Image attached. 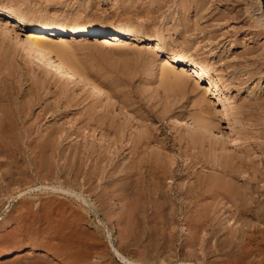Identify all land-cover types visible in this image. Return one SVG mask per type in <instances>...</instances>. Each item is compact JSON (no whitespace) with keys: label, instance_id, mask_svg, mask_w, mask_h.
<instances>
[{"label":"rangeland","instance_id":"rangeland-1","mask_svg":"<svg viewBox=\"0 0 264 264\" xmlns=\"http://www.w3.org/2000/svg\"><path fill=\"white\" fill-rule=\"evenodd\" d=\"M202 3L206 6H203ZM197 5H200L199 7L201 8H199ZM201 5L205 9H203ZM0 7L9 11H15L14 13L16 15L24 18L25 20L27 19L29 23L45 21L49 24L55 25H75L81 23L89 26H98L102 29L113 28L132 30L134 28L133 30H138L140 34L148 37V39L151 41L157 40L158 37L161 36L163 44H165L163 45L165 52L159 53L160 56L157 57L156 51L150 49L151 44L148 43H133L134 45L128 43L131 46L126 43L125 45L122 44V47L117 45L118 47L112 46V48L107 47L101 50L99 46H95L98 43L96 42L98 40H78L77 42L80 41L81 43L86 44L81 45V47L87 50L83 51L82 49V52L79 51V54L81 53L82 56L79 54L78 56L82 58L85 63L88 62L90 64L89 66V64L86 63L89 67L88 71L93 74L94 77L96 76L95 78H97L100 83L108 87L106 89H108V92H110L112 95L108 96L107 94L101 98L88 92V90H82L81 88L83 87L87 86L88 88V85L86 84L84 86L82 84L79 85V83H76L75 81H71V83L77 84L78 87L74 85H68L64 87L62 85L59 86L58 83L62 82H59L60 79L57 77L52 78L47 75L44 69L37 66L36 63L31 59H24V61L23 58L19 56L18 53H16L18 51L17 48L15 49L16 45L12 42V39L9 41L10 38L7 37V39L4 37V35H0V41H4V45L8 46L10 44V47H6L7 51L9 48V51L5 52L7 55L2 52L4 47H0V56L2 55L0 57V91H2L0 94H4L3 96L1 95L3 98L0 97L2 99H0V102L2 101V103H0V108L3 110V106L7 107L6 105L8 103L6 104V102L10 100L9 104L11 102V106L8 104L10 109L7 107V109L4 108V110H8L9 112L11 111L8 113L10 114V117H12V119L16 122L18 133L23 134V137L22 135L20 136L21 140H18L20 145L17 144L20 149L22 148V154L20 151L18 153V150H13L12 153L14 154L10 152V156H0L1 161H8V163H11L10 167L13 168L14 165L13 169L10 167L7 168L10 169L9 173H7L8 171L5 169L6 172L4 171V174L6 173V175L2 174L3 172L0 173V175H2L0 177V254H3L2 252L7 251L8 249L18 247L23 248V251L9 254L7 256H0V264H128L121 259L116 251L122 253V255L126 256L130 260L145 264H151L150 262H152V264H160L161 262V264H210L211 262V264H264V223L261 222V225L260 222H257L255 219L251 220V217H249V219H247L251 222H248L250 224H247V227L244 225V228L242 225L244 223L242 221H245L244 219L241 221L238 220L237 222V220L230 218L231 216L229 217V214H234V210H236V205H233V203L230 202L229 197L228 199L224 196L219 198L216 196V194L214 195V193L208 189V187H211L215 183H220L222 180H229L231 183L238 181V189L240 188L239 184L243 185L242 183H244V181L245 183L247 182L246 179L251 177L250 173H252L251 169H245L249 168L248 166L244 168L241 167L243 170H246L245 172L241 170L242 173H244L240 174L239 179L241 181L237 179L232 182L228 178H223L224 175L220 170L221 166L219 164L222 161L229 160L231 163L233 161L236 163L237 160H240V157L239 159L237 158V156H241L237 155L239 153L243 152L244 154L245 152L246 154V152H249L246 155L242 154V157L245 156L246 158L248 155L247 161L248 158H251L253 161L257 162L255 163V165L257 164V168L261 167V165L263 166L264 159L262 158L264 157L260 159L259 157L261 156H259V154H264V0H0ZM197 10L200 12H205L207 10L206 12L208 14L206 12L200 13ZM196 12L197 14L199 13V16L196 14ZM220 17L222 18L221 20L219 19ZM257 17H259V19ZM255 18L258 19L257 21L261 20V22L258 23ZM78 21H80V23H78ZM254 22L257 23L255 24ZM187 27L188 29H186ZM221 36L226 37L221 41ZM75 42L76 41L69 43L70 47L73 46L72 49H75L74 45L77 43ZM80 42L79 44L77 43V45H75L77 48H79L78 45L81 44ZM71 43L75 44L73 45ZM232 43H234L235 46H232ZM135 44L138 45L135 46ZM207 44L208 48H215L214 51L216 53L212 52V56L211 51L206 50V47L204 46ZM84 46H86V48ZM195 47L197 49L199 47L200 48L197 50ZM194 49L197 52L200 50L198 52L199 55L202 54L200 56L211 63V65H216H214L215 68L221 74V80L216 79L217 88L213 90V88L208 85V78L198 75L195 71H193L195 72L194 75H197L198 77L196 76V79H193L190 84L188 83L183 89L184 91L181 90L180 92L175 90V92H169V90L172 89L167 90V87L165 88V86H163L164 88L162 85L158 86L161 83L159 80V74L162 67L159 65L162 64V57L167 55V53H174L175 51L177 53H181L183 50ZM151 50L154 52H151ZM13 51H15L14 54L12 53ZM10 53L11 56H9ZM152 53L155 56L152 55ZM7 57L11 62L7 61ZM150 57H152V59ZM2 58L3 60H6L7 63L6 61H3ZM153 59L155 61L159 60L157 61L158 64H155L156 62H153ZM2 62H5L9 65L8 70L5 69L6 64L4 65ZM152 62L156 66L152 64ZM147 65L149 69L147 68ZM151 65L153 66L150 67ZM32 67H37V69L35 68V70H32L34 69ZM153 67L159 68L155 71V73L158 75L157 80L156 78L151 80V77H149L151 76V71H154ZM29 68H32L30 72L35 76H32L33 74L31 73H29V75L28 72H25V70ZM151 68L153 69L151 70ZM45 75L49 79H47ZM51 80L54 83H57L58 86L54 85ZM237 82L240 83L238 84ZM44 83H51L52 86H46ZM196 83H199L197 88L198 90L195 86L197 85ZM238 85H240V87ZM193 86H195V89ZM208 87L211 89L209 90ZM157 88L161 89L159 90ZM235 88H237V90L240 88L239 93ZM163 89L167 90V92ZM8 91L10 92L8 93ZM25 91L26 94H24ZM30 91H32V98L29 97L31 96L29 94ZM250 92L253 93L250 94ZM33 94H35V96L37 94L39 98L37 99V96L35 97ZM5 95H7L8 98H5ZM26 96L27 99H30V103L27 102L28 100H25ZM107 96L109 98H107ZM217 97L218 99H221L218 102L225 104L226 107L227 105L228 107L233 106L231 107V109L233 108L232 111L230 109V114L224 110L225 108L223 109L224 106L222 104L219 107L213 108V101L217 100ZM34 98L37 100V102H35L36 100ZM4 99H6V101L3 105ZM199 99L203 100L199 101ZM23 101H26L27 103H24ZM203 101L205 105L196 104L198 107L200 106L201 109L195 106V103H202ZM250 103L253 104L250 105ZM248 105L252 108H247L249 107ZM47 106H49V109ZM20 107L23 110L20 109ZM45 107L47 109H45ZM17 108H19L18 111H23L22 119L19 121L16 117V114L14 113L17 111ZM216 108L222 112L218 111V114L215 112ZM221 108L223 110H221ZM254 108L258 110H254ZM203 109H205V112L203 113L204 115L206 114L205 118H207V121L209 117V120L211 117L212 121L215 120L214 123L210 124L211 129L209 130L211 131L194 130V128L189 125L190 122L182 121V118L179 116L181 113L180 111H189L192 114L194 112L195 114H199L201 110L203 111ZM207 111L211 115L208 114ZM152 113L154 117H152ZM215 113H217L216 117ZM93 115L94 117L97 116V118L101 115L105 116L104 118L111 121L114 125H119V123L120 125H124L126 127L127 134L125 136L126 138L124 139V141H126L124 144L128 143V135L130 138L132 136L134 137V135L138 133L137 129L143 130L142 128L146 126L156 129V138L150 140L152 144L149 142L150 144L145 146V150H147V152L145 151L146 157H150L149 160L152 163L155 161V172L151 171L152 173L149 172V175L146 174L147 176L145 177V183L149 176V182H153V184H150L147 181L148 183L145 184L146 186L143 185L145 188H147L146 190L144 187H140L141 189L138 190L137 185L134 187L133 192L137 193V196H132L131 201L135 208L134 210L133 206L125 210L124 205L130 203V201L128 198L125 200L122 196V201H120V198L113 197L105 200V202L107 201L108 203H103L104 205L101 204V202L98 203L99 201L97 200V197L106 192L108 193V191L110 193V188L109 190L105 189L104 191L102 190V186L101 190L99 189V191L95 192L92 191L94 193L91 194L92 192L88 193L87 188H81L79 185V182H83L84 180L82 174H84V172L87 170L94 168L97 160V153H87V151L84 153V150L90 149L92 151L90 147L92 142L94 144H100L103 142V144H101L104 145V141L100 142V131H96L94 129V119H92V121L90 120V123H94L93 126L92 124L90 125L91 129L94 131L91 130L87 124V122H89V118L93 117ZM150 115L151 117H149ZM245 115H247L246 118L249 121L245 118ZM249 116L252 120H250ZM240 118L241 121H236V119ZM258 119L260 121H258ZM212 121L210 120V122ZM247 121L253 122L254 124L249 123L248 125ZM256 122L260 123L259 125L263 128L258 126V123ZM143 123L148 125L143 126ZM241 123L242 125H240ZM131 125L133 126L132 128L134 130H132ZM138 125L142 128L140 129ZM243 125H245V128ZM249 126H254L255 128H250ZM257 129H262L261 131L263 132L258 131ZM27 130L29 133L26 132ZM244 130L246 131L244 132ZM48 131H50L51 134H54V136L51 137V134H49ZM128 131L133 133L131 134ZM255 131H257V133H255ZM56 132L59 136L55 134ZM93 132H95L96 136ZM200 132H202V134H200ZM248 132L254 133L249 134ZM24 134L26 136L30 134V137H25ZM113 134H111V136L115 137ZM253 134H259L262 135V137L259 135L254 136ZM53 137L55 138L56 144H54L55 141L53 143ZM76 137L77 139H75ZM251 137H254L255 144L254 142H251L254 140L253 138L252 140H249L250 142L247 141V139H251ZM260 137L262 140H259ZM46 140L50 141L48 145L46 144ZM25 141H31L33 143L30 145L29 143L31 142L26 144ZM260 141H262V151L260 150ZM23 142L25 145H23ZM35 142L39 144L37 145ZM44 142H46L45 145ZM28 144L30 145L31 150L28 147ZM106 144L108 143L105 142V145ZM250 144H254L253 146L251 145L252 147H250L253 149H249L248 146H250ZM82 145L84 147L87 146L85 147L86 149ZM35 146L39 147H37L38 149H35L36 151H33L35 153H32L31 151L35 148ZM74 146L76 148L77 146L79 147V150L77 149V156L75 155L76 148ZM23 147L24 149L28 147L30 152L26 148L27 154H24L22 151L24 150ZM43 147H49L48 151H46L47 149L44 150ZM255 147H257L258 150ZM40 148L43 149V154L47 153L44 155L45 157L43 156L42 150ZM80 149H82L83 153L80 151ZM73 151H75L74 155L76 156H74V159H72L75 160L76 158V160L73 161L75 162L74 168H79V166H82V168L84 167V170L82 168L79 170L82 172L78 173L81 180L77 182L78 185L74 181L73 183L71 182V180H73V173L71 175L68 173V171H70L69 166L71 168V163H73L71 160V158H73ZM48 152L52 153V155H49V158L47 156L49 154ZM79 152H81V155L85 156H81L82 158L78 157L80 155ZM15 153L19 154V158L16 157L18 154L15 155ZM28 153L30 157H33L31 158L32 160L29 158ZM37 153L39 157L36 156ZM86 154H89L88 157ZM40 155L43 156V158L40 157ZM91 155L94 157L93 160L95 161L92 160ZM13 156L17 159L12 158ZM44 158L45 161L43 160ZM69 158L71 160L70 162L68 161ZM85 158H87V161L89 160V164ZM22 160L23 162H21ZM29 160L32 162L30 163ZM34 160L36 162L38 161V163L44 167L42 168ZM19 161L24 165V167L21 165L23 175L21 174V170H19L20 172L17 173L18 170H16L17 168L15 167V163L16 166L20 164ZM33 161L40 167H35ZM250 161L251 160L248 162ZM24 162L26 165L30 164L31 168L29 165L26 166ZM85 162L86 165L84 166ZM47 163L49 164L48 166ZM67 163L71 165H67ZM85 167L87 168L85 169ZM46 171L48 173H45ZM50 171H52V173ZM49 172L51 174H49ZM156 172L159 173V176ZM184 172L186 175H184ZM217 172L220 173L218 174ZM213 173L214 175L212 176L215 178L214 180L211 176ZM14 174H16V177ZM155 174L157 178L155 177ZM206 174L210 175L206 176ZM196 180L199 182H196ZM257 180L256 182L254 181V183H256L254 186H258L264 192L260 186L263 185L264 182L262 183L261 181ZM59 181H62V183H59ZM209 181L210 183H208ZM92 183L96 185L101 184V182L99 183L98 180H94ZM193 183L198 189L193 185ZM196 183H204L202 184L204 188H199ZM245 183L243 185L244 187L242 186L244 190L245 186H247ZM59 184L60 187L58 186ZM180 186L182 187L181 190ZM242 187L239 190L241 194L243 192ZM59 188H63L64 190H60ZM152 188L155 189V191ZM185 188H187V190L190 188L192 191H194L193 193L189 190L187 192ZM149 189H152L153 191ZM195 189L197 193L195 192ZM138 191L141 195L138 194ZM146 191H148V193ZM121 192L124 191L122 190L118 193L121 194ZM198 192L201 193L199 194ZM203 192H207L208 194L206 193L207 195H205ZM190 193L193 195H190ZM76 195H78L80 198ZM199 195H205V197L200 196L201 199L199 200ZM83 196L88 201V203H86L87 201H83ZM189 196L192 198L190 199L192 200L191 204ZM254 197L257 203L264 201L262 200L264 199V196L258 198V196L256 197L255 195ZM158 198L161 199V201ZM118 200L121 203L118 202ZM249 203H254V199L252 201L249 200ZM104 206L106 208H104ZM156 206H158V208ZM141 210L144 213L146 211L145 214L148 213V216L145 215L146 218L151 214L150 220H148L149 218H142L141 215L143 212ZM129 212L133 213L135 218L133 217L128 219L127 216ZM155 212L164 213L167 215V218L159 215V213L156 214ZM168 214L170 215L169 220ZM154 215L157 216L155 217L156 219L154 218ZM152 220L155 221L152 222ZM239 222L241 223L237 224ZM198 225H200V227L202 225L203 226L200 229ZM214 226H217L216 228L218 229L213 230L216 229ZM212 230L216 235H213ZM215 231L218 232L216 233ZM169 240L171 241V245L173 243L174 247L173 245L171 246L173 250L171 249L172 253L170 252L168 254L169 257L168 255L163 257V259L166 260L164 261L161 258L162 256L160 257L159 255L162 253L163 248H171L168 245L170 244ZM188 242L191 243V246L190 243L188 244ZM153 243H158V247ZM31 246H35V251L29 254L26 251ZM153 246H156L157 248ZM159 247L162 250L159 249ZM189 252L191 256H188ZM196 252L198 254H196Z\"/></svg>","mask_w":264,"mask_h":264},{"label":"bare ground","instance_id":"bare-ground-1","mask_svg":"<svg viewBox=\"0 0 264 264\" xmlns=\"http://www.w3.org/2000/svg\"><path fill=\"white\" fill-rule=\"evenodd\" d=\"M108 1V0H107ZM211 1V0H210ZM22 2V1H21ZM155 3V2H154ZM208 3V2H207ZM210 3V2H209ZM203 4V3H202ZM198 6V5H197ZM200 6V5H199ZM198 6V7H199ZM202 6V5H201ZM203 6H206L205 4H203ZM202 6V8L203 9H205L204 7ZM208 6V5H207ZM213 6V5H212ZM197 7V8H198ZM199 8H201V7H199ZM210 8V7H209ZM198 11V10H197ZM203 11V10H202ZM207 11V10H206ZM205 11V12H206ZM15 12V11H14ZM13 12V10L12 11H9V10H6V9H4V8H1L0 7V35H4V37H8V38H10V40L9 41H11V39H12V42L16 45H14L15 46V49L17 48V51L18 52H16V53H18V55L19 56H21L22 58H23V60L25 59H31L33 62H35L36 63V65L37 66H39V67H42L43 69H44V71L46 72V74L47 75H49L50 77H57L58 79H60L59 80V82L60 81H62L61 83H58L59 84V86H68V85H74V86H76V87H78L77 86V84H73V83H71V81H75L76 83H79V85L80 84H82V85H84L85 86V84L86 85H88V88H87V86L86 87H83V88H81L82 90H88V92H90V93H92V94H94L95 96H97V97H101V98H103L105 95H107L108 94V96H112L111 94H110V92H108L109 90L108 89H106V88H108V87H106L104 84H102V83H100L98 80H97V78H95L94 77V75L93 74H91L88 70H89V67H88V65L86 64V63H88V62H84L83 61V59L82 58H80L79 56H78V54H79V51H81L82 49H83V51H87V50H85L83 47H81V45H86L85 43H81L80 41V45H78V47L79 48H77L75 45H77V43L79 44V42H77L78 40H82V39H91V40H98V41H96V42H98L97 44H99V45H95V46H99L100 47V49L102 50L103 48H107V47H110V48H112V46H121L122 44H133V43H148V44H151V48L150 49H153L154 51H156V56L157 57H159L160 56V54L159 53H164L165 52V48H164V46L163 45H165V44H163V40L161 39V36L160 37H158V39L157 40H153V41H151L150 39H148V37H145L144 35H142V34H140L139 32H138V30H131V29H113V28H111V29H102V28H100V27H98V26H89V25H85V24H81L80 23V21H78V23H80V24H75V25H55V24H49V23H47V22H45V21H37L36 23H29L28 21H27V19L25 20L24 18H22V17H20V16H18V15H16L15 13ZM198 12H200V11H198ZM205 12H200V13H205ZM207 13V12H206ZM196 14H197V12H196ZM208 14V13H207ZM210 14V13H209ZM198 16H199V13L197 14ZM201 15V14H200ZM145 16V15H144ZM209 16V15H208ZM195 17V16H194ZM209 17H211V16H209ZM217 17H218V15H217ZM205 18H206V16H205ZM214 18V17H213ZM258 19H259V17H257ZM257 18H255L256 19V21L258 20ZM215 19H216V17H215ZM215 19H214V21H215ZM220 20L222 19L221 17L219 18ZM219 19L217 18V20L219 21ZM161 20V19H160ZM197 20V19H196ZM208 20V19H207ZM216 20V21H217ZM223 20H224V18H223ZM203 21V20H202ZM213 21V22H214ZM255 21V20H254ZM199 22H200V20H199ZM208 22H209V20H208ZM258 23L259 22H261V20L260 21H257ZM256 22V23H257ZM76 23V22H75ZM255 23V22H254ZM255 23V24H256ZM73 24V23H72ZM219 24V23H218ZM262 24V23H261ZM193 25V24H192ZM214 25V24H213ZM254 25V24H253ZM259 25V24H258ZM187 26V25H186ZM220 26H221V23H220ZM255 26V25H254ZM263 26V25H262ZM210 27V26H209ZM125 28V27H124ZM129 28V27H128ZM186 29H188V27L186 28ZM212 31V30H211ZM205 32V31H204ZM213 33V32H212ZM217 34V33H216ZM211 35V34H210ZM215 35V34H214ZM225 35V34H224ZM191 36V35H190ZM212 36V35H211ZM220 36V35H219ZM189 37V36H188ZM208 37V36H207ZM215 37V36H214ZM226 37V36H225ZM225 37L224 36H221L220 38H221V41H222V39H225ZM7 38V39H8ZM216 38V37H215ZM163 39H164V37H163ZM190 39V38H189ZM5 40V39H4ZM58 40V41H57ZM8 41V42H9ZM74 41H76L75 43H71V44H75L74 45V47H75V49H72L73 48V46H69V43L70 42H74ZM193 41V40H192ZM220 41V42H221ZM8 42H6V43H8ZM11 42V43H12ZM164 42H165V39H164ZM206 42V41H205ZM0 43H1V48L2 47H4L3 48V51L2 52H6L7 51V48L6 47H8V46H6V45H4L3 43H5L4 41H0ZM12 43V44H13ZM70 44V45H71ZM128 44V45H129ZM170 44V43H169ZM212 44V43H211ZM88 45V44H87ZM127 45V46H128ZM134 45V44H133ZM138 45V44H137ZM136 44H135V46H137ZM171 45V44H170ZM203 45V44H202ZM117 46V47H118ZM129 46H131V45H129ZM201 46V45H200ZM205 47H206V50H208V51H211V56L213 55V53L215 52L214 51V47H213V49L210 47V48H208V44L207 45H204ZM210 46V45H209ZM232 46H235V44L234 43H232ZM10 47V46H9ZM81 47V48H80ZM85 48H86V46H84ZM96 47V48H97ZM114 47V48H115ZM122 47V46H121ZM167 47V46H166ZM203 47V46H202ZM77 48V49H76ZM196 48V47H195ZM200 48V47H199ZM198 48V49H199ZM87 49H88V47H87ZM99 49V50H100ZM168 49V48H167ZM197 49V48H196ZM197 49V50H198ZM89 50H90V48H89ZM170 50V49H169ZM218 50V49H217ZM0 51H1V49H0ZM8 51H9V48H8ZM7 51V52H8ZM154 51H152L151 50V52H154ZM173 51V50H172ZM171 51V52H172ZM200 51V50H199ZM198 51V52H199ZM82 52V51H81ZM149 52H150V50H149ZM176 52V51H175ZM167 53V55H165L164 57H162V64L161 65H159V66H161V67H159V68H161V71H160V74H159V80H160V84L158 85V86H160V85H162V87L163 86H165V88L167 87V90L168 89H172V90H169V92L170 91H173V92H175V90L176 91H180L181 92V90L182 91H184L183 89L187 86V84L189 83H191V81H193V79H196L198 76L197 75H194V73L196 72L198 75H201L202 77H204V78H208V82H209V84L208 85H210L211 86V88H213V90H215L216 88H217V83H216V79L218 80H221V74L219 73V71L215 68V66L214 65H211V63H209L206 59H203L200 55H202V54H200L199 55V53L194 49V50H183V51H181V53ZM180 52V51H179ZM213 52V53H212ZM1 53V52H0ZM13 54L15 53V51H13L12 52ZM84 53V52H83ZM82 53V54H83ZM86 53V52H85ZM216 53V52H215ZM9 54V53H8ZM5 55H7V53H5ZM17 55V54H16ZM80 56H82L81 55V53L79 54ZM152 55H154L153 53H152ZM2 56V55H1ZM0 56V57H1ZM9 56H11V53H10V55ZM8 56V57H9ZM15 56V55H14ZM155 56V55H154ZM5 57V56H4ZM6 58V59H8L7 61H9V62H11L10 61V59L9 58ZM214 57V56H213ZM221 57V56H220ZM245 57V56H244ZM151 59H152V57H150ZM17 59V58H16ZM149 59V58H148ZM155 59V58H154ZM152 60L153 62L155 61V60ZM2 60H3V58H2ZM24 60V61H25ZM215 60V59H214ZM223 60V59H222ZM221 60V61H222ZM1 61V60H0ZM3 61H6V60H3ZM7 61H6V63H7ZM15 61V60H14ZM31 61V62H32ZM157 61H159V60H157ZM157 61H155L156 63L155 64H158L157 63ZM29 62V61H28ZM149 62H150V60H149ZM148 62V63H149ZM152 62V64H154ZM161 62V61H160ZM219 62V61H218ZM4 65L6 64L5 62H2ZM27 63V62H26ZM147 63V64H148ZM213 63V62H212ZM216 63V62H215ZM25 64V63H24ZM89 64V63H88ZM154 64V65H155ZM160 64V63H159ZM219 64V63H218ZM11 65H12V63H11ZM8 66V67H7ZM89 66H90V64H89ZM153 65H151L150 67H152ZM156 66V65H155ZM218 66V65H217ZM222 66V65H221ZM231 66V65H230ZM233 66V65H232ZM250 66V65H249ZM7 67V68H6ZM27 67V66H26ZM229 67V66H228ZM4 68V67H3ZM24 68V67H23ZM32 68H34V67H32ZM32 68H29V69H26L25 70V72H28V74L29 73H31L30 72V70L32 69ZM36 69H37V67H35ZM35 68L34 69H32V70H35ZM92 68V67H91ZM147 68H148V65H147ZM154 68V67H153ZM153 68H151V70L153 69ZM159 68H154L153 70L154 71H151L152 73L150 74L151 76H149V77H151V80L153 79L154 80V78H156V80L158 79L157 77H158V75H157V73H155V71H156V69L158 70ZM229 68H231V67H229ZM1 69V68H0ZM5 69H9V65L8 64H6V66H5ZM5 69H2V70H5ZM149 69V68H148ZM233 69V68H232ZM91 70V69H90ZM9 71H11V70H9ZM38 71H39V69H38ZM149 71V70H148ZM193 71H195V72H193ZM252 71V70H251ZM40 72H41V70H40ZM159 72V71H158ZM234 72V71H233ZM1 73V72H0ZM254 73V72H253ZM257 73V72H256ZM26 74V73H25ZM31 74H33V73H31ZM37 74V73H36ZM235 74V73H234ZM250 74V73H249ZM18 75V74H17ZM30 75V74H29ZM29 75H28V77H29ZM101 75V74H100ZM100 75H98V76H100ZM247 75H248V72H247ZM8 76V75H7ZM14 76V75H13ZM32 76H35L34 74L32 75ZM31 76V77H32ZM38 76V75H37ZM46 76V75H45ZM197 76V77H196ZM223 76V75H222ZM237 76V75H236ZM101 77V76H100ZM232 77V76H231ZM230 77V78H231ZM246 77V76H245ZM249 77V76H248ZM247 77V78H248ZM8 78V77H7ZM46 78H47V76H46ZM222 78H224V77H222ZM236 78V77H235ZM246 78V79H247ZM11 79V78H10ZM17 79V78H16ZM35 79V78H34ZM47 79H49V78H47ZM237 79V78H236ZM7 80H9V79H7ZM12 80H14V79H12ZM46 80V79H45ZM203 80V79H202ZM205 80V79H204ZM224 80H226V79H224ZM227 80H229V79H227ZM231 80V79H230ZM235 80V79H234ZM244 80V79H243ZM248 80H250V79H248ZM44 81V80H43ZM50 81V80H49ZM58 81V80H57ZM195 81V80H194ZM196 81H198V80H196ZM223 81V80H222ZM247 81V80H246ZM4 82V81H3ZM6 82V81H5ZM46 82V81H45ZM48 82V81H47ZM51 82H53L52 80H51ZM56 82V81H55ZM102 82V81H101ZM149 82H150V79H149ZM152 82V81H151ZM218 82V81H217ZM225 82V81H224ZM233 82V81H232ZM243 82V81H242ZM248 82V81H247ZM7 83V82H6ZM11 83V82H10ZM9 83V84H10ZM104 83V82H103ZM193 83V82H192ZM238 83V82H237ZM240 83V82H239ZM238 83V84H239ZM244 83V82H243ZM12 84V83H11ZM44 84H46V83H44ZM50 84V85H49ZM53 84L54 85H57L58 86V84L57 83H54L53 82ZM106 84V83H105ZM197 84V83H196ZM219 84V83H218ZM225 84V83H224ZM242 84V83H241ZM3 85V84H2ZM1 85V86H2ZM191 85H195V84H191ZM8 86V85H7ZM37 86V85H36ZM42 86V85H41ZM46 86H52V84L51 83H47L46 84ZM152 86V85H151ZM154 86V85H153ZM190 86V85H189ZM196 86V89L198 88V86H199V83L197 84V85H195ZM195 86H193L194 87V89H195ZM239 87H240V85H238ZM242 86V85H241ZM262 86V85H261ZM3 87V86H2ZM11 87H12V85H11ZM62 87V88H63ZM156 87V86H155ZM200 87H201V85H200ZM200 87H199V89H200ZM235 87H237V86H235ZM4 88H5V86H4ZM13 88V87H12ZM33 88V87H32ZM52 88V87H51ZM57 89H59L58 87H56ZM61 88V89H62ZM66 88V87H65ZM64 88V89H65ZM153 88V87H152ZM164 88V87H163ZM209 88V90L211 89L210 87H208ZM238 88V87H237ZM237 88H235L236 90H237ZM2 89V88H1ZM6 89H7V87H6ZM48 89V88H47ZM50 89V88H49ZM53 89V88H52ZM76 89V88H75ZM80 89V88H79ZM78 89V90H79ZM153 89H155V88H153ZM157 89H159V88H157ZM161 89V88H160ZM159 89V90H160ZM248 89V88H247ZM3 90V89H2ZM163 90H165V89H163ZM167 90H165L166 92H167ZM198 90V89H197ZM208 90V89H207ZM239 90H240V88L237 90V92L239 93ZM250 90V89H249ZM13 91V90H12ZM33 91V90H32ZM32 91H30V95H31V93H32ZM36 91V90H35ZM156 91V90H155ZM164 91V92H165ZM186 91V90H185ZM212 91V90H211ZM251 91V90H250ZM254 91V90H253ZM0 92H2V91H0ZM5 92V91H4ZM10 91H8V93H9ZM61 92H62V90H61ZM236 92V93H237ZM7 93V94H8ZM12 93V92H11ZM23 93V92H22ZM59 93H60V91H59ZM215 93V92H214ZM247 94H249L248 92H246ZM251 93H253V92H250V94ZM6 94V93H5ZM15 94V93H14ZM24 94H26V91H25V93ZM23 94V95H24ZM61 94V93H60ZM91 94V95H92ZM2 95V93L0 94V97H2L1 96ZM11 95H13V94H11ZM10 95V96H11ZM34 96H35V94H33ZM93 95V96H94ZM237 95H239V94H237ZM25 96V95H24ZM29 96V95H28ZM33 96V97H34ZM36 96H37V94H36ZM35 96V97H36ZM94 96V97H95ZM107 96V98H109ZM249 96V95H248ZM7 97V95H5V98ZM29 97H31L32 98V95L31 96H29ZM3 98V97H2ZM8 98V97H7ZM22 98V97H21ZM24 98V97H23ZM39 98V96H37V99ZM111 98V97H110ZM1 99V98H0ZM35 99V98H34ZM2 100V99H1ZM28 103H30L29 101H30V99H27V96H26V99H25ZM36 100V99H35ZM201 99H199V101H200ZM203 100V99H202ZM201 100V101H202ZM219 100H221V99H218V97H217V100H214L213 101V108L214 107H219V106H221V104L224 106H222L223 107V109L225 110V111H227L228 113L230 112V109H231V107H233V106H229L228 107V105H227V107L225 106V104H223V103H219L218 101ZM223 100V99H222ZM6 101V99H4V101H3V105H4V102ZM9 101L10 100H8V102H6V104L8 103L9 104ZM26 101H23L24 103L26 102ZM205 101V100H204ZM204 101L201 103H195V106H197L198 107V105L199 104H203V105H205V103H204ZM224 101V100H223ZM26 102V103H27ZM35 102H37V100L35 101ZM221 102V101H220ZM0 103H2V101L0 102ZM12 103H13V101H12ZM32 103V102H31ZM8 104L6 105L7 107H8ZM196 104H198V105H196ZM253 104V103H252ZM251 103H250V105H252ZM255 104V103H254ZM2 105V104H1ZM10 106H11V102H10V104H9ZM13 105V104H12ZM20 105V104H19ZM26 105V104H25ZM35 105V104H34ZM62 105V104H61ZM231 105V104H230ZM50 106V105H49ZM49 106H47V108L49 107ZM249 106V105H248ZM264 106V105H263ZM7 107H4L3 106V110H1V108H0V156H3V157H5V156H8L9 155V153L11 152H13V150L14 151H17L18 153H19V151H20V153L22 154V152H21V149L18 147V145H20V143H18V140L20 139V136L22 135V137H23V134H20V133H18V131H17V128H16V126H17V124H16V122L12 119V117H10V112L8 111V110H4V108H6L7 109ZM51 107V106H50ZM59 107H61V106H59ZM58 107V108H59ZM201 107H203V106H201ZM251 106H249V107H247V108H250ZM260 107V106H259ZM262 107V106H261ZM9 108V107H8ZM33 108V107H32ZM46 107H45V109H47ZM55 108V107H54ZM54 108H52V109H54ZM66 108V107H65ZM198 108H200V106L198 107ZM252 108V107H251ZM250 108V109H251ZM10 109V108H9ZM18 109L19 108H17V111L16 112H14L15 114H16V117H17V119H18V121L20 120V119H22V115H23V109L20 107V109H22V110H19L18 111ZM49 109V108H48ZM52 109H51V111H52ZM56 109V108H55ZM61 109V108H60ZM184 109V108H183ZM201 109V108H200ZM222 108H221V110H223ZM233 109V108H232ZM232 109H231V111H232ZM27 110V109H26ZM187 110V109H186ZM197 110H199V109H197ZM206 110H208V109H206ZM211 110H213V109H211ZM216 111L215 112H217L218 113V111H220V110H218V108H216L215 109ZM254 110H258V109H255L254 108ZM50 111V110H49ZM57 111V110H56ZM58 111H59V109H58ZM214 111V110H213ZM9 112V113H8ZM60 112V111H59ZM62 112V111H61ZM181 113L179 114V116L182 118V121H185V122H190V124L189 125H191L193 128H194V130L196 129V130H198V131H200V130H209V129H211V127H210V124L211 123H214V121L215 120H213L212 121V117H211V121L212 122H210V120H209V118H208V121H207V118H205V115H204V113L203 112H205V109H203V111L201 110V112L199 113V114H195V112L192 114V113H190L189 111H180ZM208 112V111H207ZM220 112H222V111H220ZM25 113H27V112H25ZM48 113H50V112H48ZM52 113V112H51ZM55 113V112H54ZM63 113V112H62ZM106 113V112H105ZM198 113V112H197ZM213 113V112H212ZM217 113H215V117H216V114ZM225 113V112H224ZM234 113V112H233ZM251 113H253V112H251ZM53 114V113H52ZM177 114V113H176ZM208 114H210L209 112H208ZM214 114V113H213ZM212 114V115H213ZM219 114V113H218ZM230 114V113H229ZM232 114V113H231ZM249 114V113H248ZM54 115V114H53ZM58 115H59V113H58ZM94 115H96V114H94ZM94 115H93V117H90L89 118V122H87V124L89 125V127H90V129H91V124H92V126H93V124L94 123H90L91 121H92V119H94V121L93 122H95V130L96 131H100L99 133H101V135H100V142L101 141H104V145H102L103 144V142H99V140H98V142L100 143V144H94L93 142V145H92V143H91V149H92V151L90 150V149H88V150H84L83 149V147H82V149L84 150V153H85V151H87V153H90V152H93V153H97V157H96V164H95V166H94V168H91V169H89V170H87L86 172H84V174H82V176H83V182H79V180H80V175H78V173H81L79 170H80V168H82V166L80 167L79 166V168L77 167V168H74L75 166H74V163L75 162H73V161H75L76 160V158H75V160H72V159H74V156L76 155L77 156V153H78V150H79V147L77 146V148H76V153H75V151H73V158H71V160H72V162L73 163H71V164H69V163H67V165L69 164V165H71V168H70V166H69V170L71 171H68V173H70V175L72 174V177H73V180H71V182L73 183V181L74 182H79L80 184V186H81V188H87L88 189V193L90 192H92V191H99V189L101 190V187L103 188L102 190H104L105 191V189H108L109 190V188H110V193H109V191H108V193L106 192V193H104V194H102V195H98L99 197H97L98 199V203H100L101 202V204H103V203H106L105 202V200H107V199H110V198H113V197H117V198H120L121 199V196L125 199V200H127L126 198H128V200L130 201V203H127L126 205H124V207H125V210L126 209H128V208H131L133 205H132V203H131V201H132V196H137L136 194L137 193H135V192H133L134 190V187H136V185L138 186V190H140L141 188L140 187H144V189L146 190L147 188H145V184H147L148 182H149V176H148V182L146 181V183H145V177L147 176L146 174H148L149 172H151V171H154L155 170V165H154V162L152 163L150 160H149V158H147L146 157V153H145V151L147 152V150H145L146 148H145V146H147V144L149 145L151 142H150V140L151 139H153V138H156V134H155V131H156V129H154V128H152V127H150V126H146V125H148V124H144L143 123V126H146V127H140L139 125V128L141 129H143V130H139V129H137L138 130V133L136 134V135H134V137L132 136V137H130L129 138V135H128V143L126 144H124V142H126V141H124V139L126 138L125 136L127 135L126 134V127L124 126V125H120V123H119V125H114L111 121H109V120H106L104 117L105 116H98V118H97V116L96 117H94ZM152 115V117H154L153 116V113L151 114ZM151 115L149 116V117H151ZM204 115V116H203ZM211 115V114H210ZM227 115V114H226ZM46 116V115H45ZM44 116V117H45ZM109 116V115H108ZM178 116V115H177ZM208 116V115H207ZM206 116V117H207ZM246 116L247 115H245V118H246ZM102 117V118H101ZM107 117V116H106ZM214 117V116H213ZM250 117V116H249ZM248 117V118H249ZM242 118V117H241ZM241 118L240 119H236V121L238 120V121H241ZM107 119H108V117H107ZM147 119V118H146ZM247 119V118H246ZM91 120V121H90ZM142 120V119H141ZM144 120V119H143ZM147 120H149V119H147ZM244 120V119H243ZM242 120V121H243ZM248 120V119H247ZM250 120H252L251 119V117H250ZM116 121V120H115ZM249 121V120H248ZM247 121V122H248ZM258 121H260L259 119H258ZM132 122V121H131ZM144 122H145V120H144ZM255 122V121H254ZM86 123V122H85ZM90 123V124H89ZM239 123V122H238ZM243 123V122H242ZM242 123L240 124V125H242ZM245 123V122H244ZM249 123H253V122H248L247 124L249 125ZM256 123H258V122H256ZM255 123V124H256ZM262 123V122H261ZM128 124H130V123H128ZM142 124V123H141ZM140 124V125H141ZM254 124V123H253ZM260 123H258V126H260L259 125ZM264 124V123H263ZM55 125V124H54ZM125 125H126V123H125ZM251 125V124H250ZM262 125V124H261ZM52 126V125H51ZM129 126V125H128ZM138 126H137V128H138ZM244 126V128H245V125H243ZM247 126V125H246ZM133 126L131 125V128H132ZM242 127V126H241ZM250 127V126H249ZM252 127H254V126H252ZM252 127H250V128H252ZM260 127H262V126H260ZM54 128H55V126H54ZM57 128H58V126H57ZM93 128V127H92ZM145 128V129H144ZM255 128V127H254ZM263 128V127H262ZM52 129V128H51ZM82 129V128H81ZM135 129H136V127H135ZM259 129V128H258ZM257 129V130H258ZM53 130H55V129H53ZM59 130V129H58ZM62 130V129H61ZM74 130V129H73ZM91 130H93V129H91ZM132 130H134L133 128H132ZM131 130V131H132ZM136 130V131H137ZM262 129H260V130H258V131H261ZM94 131V130H93ZM209 131H211V130H209ZM246 130H244V132H245ZM249 131V130H248ZM264 131V130H263ZM263 131H261V132H263ZM22 132V131H21ZM27 133H29L28 132V130L26 131ZM49 132V134H51L50 133V131H48ZM128 132H130V131H128ZM135 132V131H134ZM140 132V133H139ZM243 132V133H244ZM54 133V132H53ZM60 133H62V132H60ZM66 133H68V132H66ZM94 133V135H95V132H93ZM114 133V134H113ZM131 133V132H130ZM133 133V132H132ZM131 133V134H132ZM249 134H251V133H254V132H248ZM255 133H257V131H255ZM258 133H260V132H258ZM32 134V133H31ZM55 134H57L58 135V133L56 132ZM63 134V133H62ZM111 134H113V135H115V137H112L111 136ZM130 134V135H131ZM200 134H202V132H200ZM248 134V135H249ZM261 134V133H260ZM88 135V134H87ZM94 135H92V136H94ZM198 135H199V132H198ZM243 135V134H242ZM245 135H247V134H245ZM254 135V134H253ZM256 135H259V134H256ZM256 135H254V136H256ZM262 135H263V133H262ZM262 135H259V136H261L262 137ZM19 136V137H18ZM24 136L25 137H30V134H28L27 136L24 134ZM52 136H54V134H51V137ZM59 136V135H58ZM96 136V135H95ZM21 137V138H22ZM55 137H57V136H55ZM261 137L259 138V140H262L261 139ZM48 138H49V136H48ZM54 138V137H53ZM90 138V137H89ZM243 138V137H242ZM244 138H245V136H244ZM252 138L254 139V137H251V139H247V141L248 142H250L249 140H252ZM256 138V137H255ZM24 139V138H23ZM26 139V138H25ZM43 139V138H42ZM75 139H77V137L75 138ZM21 140V139H20ZM27 140H29V139H27ZM49 140H50V138H49ZM56 140H58V139H56ZM92 140V139H91ZM217 140H218V138H217ZM256 140H258V139H256ZM258 140V141H259ZM24 141V140H23ZM47 141V140H46ZM54 141H55V138L53 139V143H54ZM82 141V140H81ZM80 141V142H81ZM263 141H264V137H263ZM19 142H22V141H19ZM28 142H31V141H25V143L27 144ZM50 141H47V143L46 142H44V145H45V143L48 145V143H49ZM52 142V141H51ZM89 142V141H88ZM87 142V143H88ZM105 142H107L108 144H106L105 145ZM150 142V143H149ZM154 142V141H153ZM242 142V141H241ZM247 142V143H248ZM251 142H254V144H255V139L254 140H252ZM257 142V141H256ZM261 142V151H262V141H260ZM24 143V142H23ZM25 143L23 144V145H25ZM33 142H31V143H29L30 145L32 144ZM52 143V144H53ZM62 143V142H61ZM245 143H246V141H245ZM264 143V142H263ZM18 144V145H17ZM28 144V145H29ZM35 144H37L36 142H35ZM34 144V145H35ZM39 144V143H38ZM37 144V145H38ZM51 144V143H50ZM49 144V145H50ZM54 144H56V141H55V143ZM152 144V143H151ZM242 144H244V143H242ZM254 144H250V146H248L249 145V143H248V145H246V146H248L249 147V149H253V148H250V147H252ZM257 144V145H258ZM27 145V146H28ZM30 145L28 146L29 148H30ZM34 145H32V146H34ZM42 145V144H41ZM88 145V144H87ZM159 145V144H158ZM245 145V144H244ZM252 145V146H251ZM14 146V147H13ZM17 148H16V147ZM71 146V145H70ZM73 146V145H72ZM92 146H93V148H92ZM151 146V145H150ZM245 146V148L247 149V147ZM256 146V145H255ZM28 147H26L27 148V150H28ZM37 147H39V146H35V148L31 151L32 153H35V152H33ZM42 147V146H41ZM46 147V146H45ZM52 147V146H51ZM85 147H87V146H85ZM84 147V148H85ZM26 148L24 149V147H23V149L24 150H22L23 151V153L24 154H27V150H26ZM44 148V147H43ZM80 148H81V146H80ZM256 149H257V147H255ZM38 149V148H37ZM41 149V148H40ZM47 149V150H46ZM48 149H49V147H47V148H44V150H46V151H48ZM78 149V150H77ZM82 149H80V151L82 152ZM86 149V148H85ZM244 149V148H243ZM30 150H31V148H30ZM42 150V154H43V149H41ZM52 150V149H51ZM258 150V149H257ZM256 150V151H257ZM29 151V150H28ZM36 151V150H35ZM50 151V150H49ZM53 151V150H52ZM57 151V150H56ZM127 151V152H126ZM245 151V150H244ZM247 151V150H246ZM250 151V150H249ZM30 152V151H29ZM38 152V151H37ZM55 152V151H54ZM64 152V151H63ZM67 152V151H66ZM81 152H79L80 153V155L78 156V157H80V158H82L81 156H85V155H81ZM251 152V151H250ZM18 153H15V155L16 154H18ZM31 153V154H32ZM41 153V152H40ZM45 153V152H44ZM49 153V152H48ZM74 153H75V155H74ZM83 153V152H82ZM249 152H246V154H248ZM257 153V152H256ZM259 153H262V152H259ZM258 153V154H259ZM264 153V152H263ZM12 154H14V153H12ZM45 154H47V153H45ZM45 154H43V156L45 155ZM72 154V153H71ZM150 154V153H149ZM148 154V155H149ZM243 154V152L242 153H239V154H237V155H241V156H237V158L239 159V157H240V160H237V162L236 163H234L235 161H233L232 163L229 161V160H227V161H222L219 165L221 166V172L223 173V178H225V179H230L232 182H234V180H237V179H239V177H240V174L242 173V171L243 172H245L246 170L245 169H251L252 170V173H250V176L251 177H248L247 179H246V183H245V181H244V183L245 184H247V186H245V190L243 189V185H244V183H242L243 185H241V184H239V189H238V187H237V182L238 181H235L234 183H231L229 180L227 181V180H222L220 183H215L214 185H212L211 187H208V189L210 190V191H212L213 193H214V195L216 194V196L217 197H225V198H227L228 199V197H229V199H230V202L231 203H233V205H236V210H234L235 211V213L234 214H232V213H230L229 214V217L230 218H232V219H235V220H237V222H238V220L239 221H241V220H245V221H242V222H244L242 225H243V227H244V225H246V227L250 224V223H248V222H251V221H249L248 219H249V217H251L250 219L252 220H257V222H263L264 223V201H261L260 203L258 202L257 203V201H255V195H256V197L258 196V198H260V197H263L264 196V192L257 186V187H255L254 186V184H256V183H254V181L256 182V180H257V178H258V180L257 181H261L262 183L264 182V161H263V166L261 165V167H259V168H261V169H259V168H257L256 166H257V164L255 165V163H257V162H255V161H253L251 158L249 159L248 158V161L249 160H251L250 162H248L247 161V157H248V155L246 156V158H245V156L244 157H242L244 154H245V152H244V154ZM245 154V155H246ZM14 155V156H15ZM28 155H29V153H28ZM34 155H36V154H34ZM49 155H52V153L50 152L47 156H48V158L50 157ZM55 155V154H54ZM87 155V157H88V155L89 154H86ZM96 155V154H95ZM151 155H152V153H151ZM154 155H155V153H154ZM253 155H255V154H253ZM262 155H264V154H262ZM262 155H260L259 154V156H261V157H259L260 159L262 158V157H264V156H262ZM10 156V155H9ZM12 157V158H16V157H18L19 158V154L18 155H16V157ZM37 157H39L38 156V153H37V155H36ZM43 156H41L40 155V157H42L43 158ZM63 156V155H62ZM75 156V157H76ZM257 156V155H256ZM27 157V156H26ZM45 157V156H44ZM90 157V156H89ZM91 157H92V155H91ZM152 157V156H151ZM183 157V156H182ZM251 157V156H250ZM255 157V156H254ZM9 158V157H8ZM23 158V157H22ZM29 158L31 159V158H33V157H30V155H29ZM64 158V157H63ZM84 158V157H83ZM93 158L94 157H92V160H93ZM232 158V157H231ZM235 158V157H234ZM17 159V158H16ZM25 159V158H24ZM23 159V160H24ZM41 159V158H40ZM87 158H85V160H86ZM90 159V158H89ZM187 159V158H186ZM256 159V158H255ZM262 159H264V158H262ZM10 160V159H9ZM13 160V159H12ZM11 160V161H12ZM23 160L21 161V162H23ZM32 160V159H31ZM44 161H45V158L43 159ZM62 160V159H61ZM60 160V161H61ZM68 160V159H67ZM70 160V158H69V162L71 161ZM79 160V159H78ZM235 160V159H234ZM15 161H17V160H15ZM35 161V160H34ZM33 161V162H34ZM42 161V160H41ZM46 161H48V160H46ZM63 161V160H62ZM87 161V160H86ZM89 161V160H88ZM88 161H87V163H88ZM93 161H95V160H93ZM239 161V162H238ZM256 161H258V160H256ZM18 162V161H17ZM20 162V161H19ZM21 162H20V164H18L17 166H16V163H15V167L17 168L16 170H18V172L17 173H19L20 171L19 170H21V174L23 175V173H22V166L21 165H23V164H21ZM28 162V161H27ZM29 162H30V160H29ZM32 162V161H31ZM30 162V163H31ZM36 162V161H35ZM34 162V165H35V167H40L41 165H40V163H38V161L36 162V163H38V164H36ZM50 162V161H49ZM78 162V161H77ZM80 162H82V161H80ZM79 162V163H80ZM84 162V161H83ZM14 163V162H13ZM57 163V162H56ZM79 163H76V164H79ZM234 163V164H233ZM11 163H8V161H6V162H4V161H1L0 160V173L1 172H3L2 174H4V171H5V169L8 171L7 173H9V170L10 169H7V168H9L11 165H10ZM24 164L26 165V163L24 162ZM75 164V165H76ZM89 164V163H88ZM259 164H262V163H259ZM9 165V166H8ZM29 165V167L31 166L30 164H28ZM28 165H26V166H28ZM33 165V166H34ZM37 165V166H36ZM49 164L47 163V166H48ZM82 165V164H81ZM86 165V162H85V164H84V166ZM93 165H94V162H93ZM54 166V165H53ZM246 166H248L249 168H245L244 170L242 169V168H244V167H246ZM23 167H24V165H23ZM42 167V166H41ZM44 167V166H43ZM42 167V168H43ZM51 167V166H50ZM87 167H89V166H87ZM87 167H85V169L87 168ZM91 167H92V165H91ZM171 167V166H170ZM242 167V168H241ZM10 168H12V167H10ZM13 168H14V165H13ZM12 168V169H13ZM31 168V167H30ZM30 168H29V170H30ZM36 168V169H37ZM48 168V167H47ZM84 168V167H83ZM82 168V169H83ZM11 169V170H12ZM50 169V168H49ZM48 169V170H49ZM157 169V168H156ZM166 169V168H165ZM170 169V168H169ZM25 170V169H24ZM37 170H39V169H37ZM45 170V169H44ZM51 170V169H50ZM84 170V169H83ZM193 170V169H192ZM242 170V171H241ZM26 171V170H25ZM170 171V170H169ZM6 172V171H5ZM24 172V171H23ZM40 172V171H39ZM44 172V171H43ZM42 172V173H43ZM51 173H52V171H50ZM49 172V174H51ZM155 172V171H154ZM159 172V171H158ZM158 172H156L157 173V175L159 174ZM177 172V171H176ZM181 172V171H180ZM185 172H186V169H185ZM184 172V173H185ZM208 172V171H207ZM211 172V171H210ZM249 172H251V171H249ZM13 173H15V172H13ZM45 173H48L47 171L45 172ZM152 173V172H151ZM188 173V172H187ZM212 173V172H211ZM218 174L220 173V172H217ZM247 173V172H246ZM11 174V173H10ZM40 174V173H39ZM48 174V175H49ZM180 174V173H179ZM193 174V173H192ZM242 174H244V173H242ZM252 174V175H251ZM4 175H6V173L4 174ZM22 175H20V176H22ZM53 175V174H52ZM149 175V174H148ZM184 175H186V173L184 174ZM208 174H206V176H207ZM210 175V174H209ZM208 175V176H209ZM212 175H214V173L213 174H211V176ZM249 175V174H248ZM2 175H0V177H1ZM8 176V175H7ZM12 176H13V174H12ZM14 176L16 177V174H14ZM64 176V175H63ZM84 176H86V177H84ZM150 176H151V174H150ZM153 176V175H152ZM159 176V175H158ZM190 176V175H189ZM23 177V176H22ZM49 177H52V176H49ZM71 177V176H70ZM155 177H156V174H155ZM154 177V178H155ZM196 177H198V176H196ZM11 178H13V177H11ZM17 178H18V176H17ZM28 178V177H27ZM57 178V177H56ZM62 178V177H61ZM82 178V177H81ZM157 178V177H156ZM212 178H213V176H212ZM5 179V178H4ZM3 179V180H4ZM29 179V178H28ZM70 179V178H69ZM72 179V178H71ZM197 179H199V178H197ZM204 179H206V178H204ZM215 178H213V180H214ZM1 180V179H0ZM2 180V181H3ZM19 180V179H18ZM49 180H50V178H49ZM94 180H98L99 181V183L101 182V184H98V185H96V184H94V183H92ZM151 180V179H150ZM152 180H153V178H152ZM240 180V179H239ZM13 181V180H12ZM21 181V180H20ZM67 181H70V180H67ZM81 181V180H80ZM198 180H196V182H197ZM205 181V180H204ZM204 181H202V182H204ZM207 181V180H206ZM212 181V180H211ZM241 181V180H240ZM33 182V181H32ZM70 182V183H71ZM180 182V181H179ZM189 182V181H188ZM199 182V181H198ZM261 182H259V183H261ZM5 183V182H4ZM17 183V182H16ZM59 183H62V181H59ZM69 183V182H68ZM67 183V184H68ZM95 183H97V182H95ZM150 184L152 183L153 184V182H149ZM155 183V182H154ZM207 183V182H206ZM208 183H210V181L208 182ZM207 183V184H208ZM248 183H250V184H248ZM22 184V183H21ZM92 184H94V185H92ZM165 184V183H164ZM186 184H187V182H186ZM185 184V185H186ZM192 184V183H191ZM197 184V186L200 188L201 187V189L202 188H204V186L202 185V184H204V183H196ZM199 184V185H198ZM6 185V184H5ZM13 185V184H12ZM72 185V184H71ZM77 185H78V183H77ZM96 185V186H95ZM143 185H145V186H143ZM179 185V184H178ZM193 185H194V183H193ZM241 185V186H240ZM264 185V184H263ZM263 185H260L261 186V188L264 190V186ZM59 187H60V184L58 185ZM63 186V185H62ZM68 186V185H67ZM87 186V187H86ZM150 186V185H149ZM167 186V185H166ZM183 186H184V184H183ZM195 187H196V185H194ZM208 186H210V185H208ZM243 186V187H242ZM263 186V187H262ZM64 187V186H63ZM72 187V186H71ZM70 187V188H71ZM151 187V186H150ZM152 187H153V185H152ZM190 187V186H189ZM241 187H242V189H243V192H242V194H241V192L239 191L240 189H241ZM14 188V187H13ZM58 188V187H57ZM155 188V187H154ZM181 186H180V190H181ZM190 188H192V187H190ZM188 189L189 191H192V189ZM197 188V187H196ZM10 189H11V187H10ZM56 189V188H55ZM60 189V188H59ZM62 190H64L63 188H61ZM60 189V190H61ZM72 189V188H71ZM70 189V190H71ZM143 189V190H144ZM153 189V188H152ZM152 189H149V190H152ZM178 189H179V187H178ZM186 190H187V188H185ZM198 189V188H197ZM200 189V190H201ZM13 190V189H12ZM18 190V189H17ZM59 190V191H60ZM124 191V192H121V194L120 193H118V192H120V191ZM144 190V191H145ZM154 191H155V189H153ZM152 190V191H153ZM174 190V189H173ZM188 190H187V192H188ZM81 191V190H80ZM86 191V190H85ZM84 191V192H85ZM104 191H102V192H104ZM156 191H157V188H156ZM185 191V190H184ZM194 191V190H193ZM193 191H192V193H193ZM199 191V190H198ZM203 191V190H202ZM65 192V191H64ZM67 192V191H66ZM70 192V191H69ZM94 192H92L91 194H93ZM101 192V191H100ZM100 192H98V193H100ZM143 192V191H142ZM147 193H148V191H146ZM151 192V191H150ZM149 192V193H150ZM170 192V191H169ZM174 192V191H173ZM172 192V193H173ZM177 192V191H176ZM195 192L197 193V191H196V189H195ZM87 193V194H88ZM158 193V192H157ZM177 193H179V192H177ZM186 193V192H185ZM192 193H190V195L192 194ZM199 193V192H198ZM201 193V192H200ZM199 193V194H200ZM203 193H205V195H207L208 193L207 192H203ZM202 193V194H203ZM207 193V194H206ZM81 194V193H80ZM85 194H86V192H85ZM90 194V195H91ZM138 194H139V191H138ZM152 194H154V193H152ZM210 194H211V192H210ZM209 194V195H210ZM139 195H141V194H139ZM142 195H143V193H142ZM150 195H151V193H150ZM162 195V194H161ZM164 195V194H163ZM183 195H184V193H183ZM189 195V194H188ZM193 195V194H192ZM205 195L204 196H202V195H199L198 197H199V200L201 199V197L200 196H202V197H205ZM212 195V194H211ZM76 196H78V195H76ZM92 196V195H91ZM134 196V197H135ZM181 196V195H180ZM194 196H196V195H194ZM194 196H192V197H194ZM79 197V196H78ZM84 197V196H83ZM142 197V196H141ZM159 197V196H158ZM161 197V196H160ZM188 197V196H187ZM213 197V196H212ZM80 198V197H79ZM87 198V197H86ZM96 198V197H95ZM185 198H186V196H185ZM83 199V201H87L86 199H85V197L84 198H82ZM136 199H137V197H136ZM144 199V198H143ZM146 199V198H145ZM159 199V198H158ZM166 199V198H165ZM181 199V198H180ZM190 199H192V198H190V196H189V200ZM254 199V203H249V200L250 201H252ZM257 199V198H256ZM139 200V199H138ZM160 201H161V199H159ZM163 200V199H162ZM188 200V199H187ZM187 200H184V201H187ZM197 200V199H196ZM221 200V199H220ZM261 200V199H260ZM259 200V201H260ZM262 200H264V199H262ZM109 201V200H108ZM120 201H122V199L120 200ZM119 200H118V202H120ZM124 201V200H123ZM136 201V200H135ZM182 201V200H181ZM192 200H190V204L192 203L191 202ZM198 201V200H197ZM156 202V201H155ZM51 203V202H50ZM49 203V204H50ZM86 203H88V201L86 202ZM108 203V202H107ZM121 203V202H120ZM173 203V202H172ZM175 203V202H174ZM189 203V202H188ZM155 204V203H154ZM161 204V203H160ZM171 204V203H170ZM183 204V203H182ZM185 204V203H184ZM104 205V204H103ZM102 205V206H103ZM136 205V204H135ZM157 205V204H156ZM187 205V204H186ZM232 205V206H233ZM155 206V205H154ZM162 206V205H161ZM106 207H107V204H106ZM105 206H104V208H106ZM157 208H158V206H156ZM170 207H173V206H170ZM161 208V207H160ZM187 208H188V206H187ZM192 208V207H191ZM135 208H134V206H133V210H134ZM169 209V208H168ZM186 209V208H185ZM132 210V211H133ZM155 210H156V208H155ZM166 210V209H165ZM142 211V210H141ZM154 211V210H153ZM143 212V211H142ZM141 212V213H142ZM149 212V211H148ZM145 213H146V211H145ZM144 212H143V214L141 215L142 216V218L143 219H145L146 218V216H148L147 214H145ZM151 213V212H150ZM154 213V212H153ZM156 213V212H155ZM159 213V215H161V216H163V217H166L167 218V215H165L164 213H160V212H158ZM158 213H156V214H158ZM228 213V212H227ZM80 215V214H79ZM146 215V216H145ZM151 215V214H150ZM149 215V217H147L146 219H148V220H150V216ZM202 215V214H201ZM107 216V215H106ZM108 216H110V215H108ZM139 216V215H138ZM169 214H168V220H169ZM185 216V215H184ZM78 217V216H77ZM134 217V214L133 213H131V212H129L128 213V216H127V218L128 219H130V218H133ZM155 217H157V216H155L154 215V218ZM160 217V216H159ZM204 217V216H203ZM208 217V216H207ZM113 218V217H112ZM125 218V217H124ZM135 218V217H134ZM138 218V217H137ZM136 218V219H137ZM191 218V217H190ZM206 218V217H205ZM248 218V219H247ZM153 219V218H152ZM156 219V218H155ZM138 220H139V218H138ZM163 220V219H162ZM165 220H167V219H165ZM171 220V219H170ZM209 220V219H208ZM153 221H155V220H152V222ZM190 221V220H189ZM127 222V221H126ZM161 222H163V221H161ZM169 222V221H168ZM195 222V221H194ZM256 222V221H255ZM141 223H142V220H141ZM148 223H149V221H148ZM202 223H203V221H202ZM241 222H239V223H237V224H240ZM259 223V224H260ZM196 224V223H195ZM248 224V225H247ZM258 224V225H259ZM167 225V224H166ZM165 225V226H166ZM211 225V224H210ZM261 225H262V223H261ZM196 226V225H195ZM194 226V227H195ZM203 226V225H202ZM201 226V227H202ZM198 227H200V225H198ZM201 227H200V229H201ZM215 227V226H214ZM214 227H212V228H214ZM217 227V226H216ZM215 227V228H216ZM242 227V226H241ZM99 228V227H98ZM142 228V227H141ZM154 228V227H153ZM152 228V229H153ZM189 228V227H188ZM245 228V227H244ZM255 228V227H254ZM100 229V228H99ZM139 229V228H138ZM190 229V228H189ZM199 229V230H200ZM218 228H216V229H213V230H217ZM213 230H212V233H213V235L215 234L214 232H213ZM238 230V229H237ZM242 230H243V228H242ZM160 231V230H159ZM219 231V230H218ZM217 231V232H218ZM236 231V230H235ZM196 232H198V231H196ZM216 232V231H215ZM216 232V233H217ZM264 232V231H263ZM211 233V234H212ZM237 233V232H236ZM132 234V233H131ZM130 234V235H131ZM196 234V233H195ZM198 234V233H197ZM235 234V233H234ZM129 235V234H128ZM135 235V234H134ZM216 235V234H215ZM219 235V234H218ZM238 235V234H237ZM139 236V235H138ZM143 236V235H142ZM159 236V235H158ZM194 236V235H193ZM193 236H192V238H193ZM190 237V236H189ZM211 237H212V235H211ZM236 237V236H235ZM219 238V237H218ZM242 238H243V236H242ZM140 239V238H139ZM151 239V238H150ZM164 239V238H163ZM166 239V238H165ZM168 239V238H167ZM203 239V238H202ZM234 239V238H233ZM188 240V239H187ZM221 240V239H220ZM165 241V240H164ZM170 241V240H169ZM173 241V240H172ZM194 241V240H193ZM193 241H191V242H193ZM210 241V240H209ZM208 241V242H209ZM196 242V241H195ZM166 243H167V240H166ZM185 243V242H184ZM190 242H188V244H189ZM199 243V242H198ZM201 243V242H200ZM154 245H157L158 243H153ZM159 244H160V242H159ZM162 244V243H161ZM163 244H165V243H163ZM194 244H196V243H194ZM169 245V247H171L172 245H173V243H172V245H171V241H170V244H168ZM218 245V244H217ZM160 246V245H159ZM190 246H191V243H190ZM153 247H155V248H157L158 247V245H157V247L156 246H153ZM161 247V246H160ZM159 247V249H161ZM166 247V246H165ZM173 247H174V245H173ZM183 247V246H182ZM194 247V246H193ZM218 247V246H217ZM147 248V247H146ZM186 248V247H185ZM188 248V247H187ZM190 248V247H189ZM195 248V247H194ZM171 249L173 250V248L171 247V248H163V251H162V253H160V257L163 259V257L164 256H167L170 252H171ZM155 250V249H154ZM162 250V249H161ZM160 250V251H161ZM206 250V249H205ZM249 250V249H248ZM21 251H23V248H11V249H8L7 251H4V252H2L3 254H0V256H7V255H9V254H14V253H16V252H21ZM33 251H35V246H31L30 248H28L27 249V253H32ZM153 251V250H152ZM156 251V250H155ZM183 251V250H182ZM193 251H194V249H193ZM198 251V250H197ZM247 251V250H246ZM250 251V250H249ZM145 252V251H144ZM148 252H150V251H148ZM147 252V253H148ZM207 252V251H206ZM116 253H118V255L121 257V259L123 260V261H125L126 263H128V264H145V263H140V262H135V261H133V260H130V259H128L126 256H124V255H122V253H120V252H118V251H116ZM172 253V252H171ZM185 253V252H184ZM183 253V254H184ZM193 253V252H192ZM210 253V252H209ZM180 254V253H179ZM194 254H195V252H194ZM196 254H198L197 252H196ZM158 255V254H157ZM190 255V252L188 253V256ZM158 256V257H159ZM183 256V255H182ZM186 256H187V254H186ZM187 256V257H188ZM191 256V255H190ZM198 256V255H197ZM149 257V256H148ZM168 257H169V255H168ZM172 257V256H171ZM157 258V257H156ZM151 259V258H150ZM204 259V258H203ZM164 261H166L165 259H163ZM162 260V261H163ZM163 261V262H164ZM207 261V260H206ZM193 262V261H192ZM151 264H152V262H150ZM162 263V262H161ZM160 263V264H161ZM183 263V262H182ZM186 263V262H185ZM189 263V262H188ZM210 263V262H209ZM212 263V262H211ZM210 263V264H211ZM147 264V263H146ZM149 264V263H148ZM158 264V263H157ZM165 264V263H164ZM207 264V263H206Z\"/></svg>","mask_w":264,"mask_h":264}]
</instances>
